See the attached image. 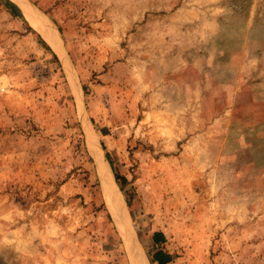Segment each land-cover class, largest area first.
I'll list each match as a JSON object with an SVG mask.
<instances>
[{"label":"rangeland","instance_id":"374dc122","mask_svg":"<svg viewBox=\"0 0 264 264\" xmlns=\"http://www.w3.org/2000/svg\"><path fill=\"white\" fill-rule=\"evenodd\" d=\"M154 250L264 264V0H0V264Z\"/></svg>","mask_w":264,"mask_h":264},{"label":"bare ground","instance_id":"6f19581e","mask_svg":"<svg viewBox=\"0 0 264 264\" xmlns=\"http://www.w3.org/2000/svg\"><path fill=\"white\" fill-rule=\"evenodd\" d=\"M22 8H23L24 14H25L26 18L29 20L30 24L54 48V50L61 56V59L64 62V56H63V53H62V50H61V46L59 45L60 43L58 42V38L56 36V33H54V31L52 30L53 28H51L52 26L51 27L48 26L49 24H47L34 11H32L30 8L26 7L25 5H23ZM87 141H88L89 144H90V142H92L90 137H89V132H87ZM95 154H97V153H95ZM106 192H110V191L107 190V188H106ZM107 197H108V194H107ZM109 198L110 199H108V201H107L108 203L107 204H108V208L110 210V213H111L113 219L115 220V224H117L120 232H123L125 237H128L129 232H128V229H126V226L124 225V223L125 224H127V223L123 222L124 220L122 218L124 216V211H123V207L121 205V202L120 201H115V198H112V196H110V194H109Z\"/></svg>","mask_w":264,"mask_h":264},{"label":"trees","instance_id":"16d2710c","mask_svg":"<svg viewBox=\"0 0 264 264\" xmlns=\"http://www.w3.org/2000/svg\"><path fill=\"white\" fill-rule=\"evenodd\" d=\"M53 56L55 57V55L53 54ZM113 172V177L114 180L117 182L118 181V185L120 186V184L123 182V177H119L112 169ZM151 240L153 242L154 245L159 244L162 242L163 240V235L161 232L159 231H154L151 234ZM170 260V256L169 254L161 251V250H154L151 253V262L155 263V264H166L168 261Z\"/></svg>","mask_w":264,"mask_h":264}]
</instances>
